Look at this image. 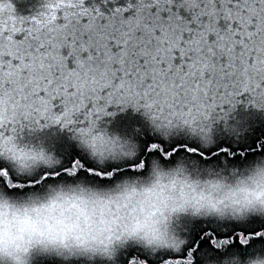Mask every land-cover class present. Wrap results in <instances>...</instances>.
Segmentation results:
<instances>
[{
    "label": "snow or ice",
    "instance_id": "1",
    "mask_svg": "<svg viewBox=\"0 0 264 264\" xmlns=\"http://www.w3.org/2000/svg\"><path fill=\"white\" fill-rule=\"evenodd\" d=\"M255 113L264 0H40L23 16L0 0V202L100 203L111 221L82 240L95 221L77 215L27 264H264ZM129 190L161 194L152 235L128 230L144 211Z\"/></svg>",
    "mask_w": 264,
    "mask_h": 264
},
{
    "label": "clouds",
    "instance_id": "2",
    "mask_svg": "<svg viewBox=\"0 0 264 264\" xmlns=\"http://www.w3.org/2000/svg\"><path fill=\"white\" fill-rule=\"evenodd\" d=\"M121 200L138 201L144 209L138 220L129 225L128 230L134 235H152L157 228L152 208L155 207L157 212L163 210L161 194L156 191L129 190L123 193ZM77 215H80L81 226L84 215L91 216L95 221L87 232L80 233L82 240L99 239L106 235L111 223L107 205L97 203L93 207L91 203H80L79 209H69L67 203L55 201L40 206L0 202V254L7 252L9 248H15L21 255L14 264H27L25 255L30 246L38 241L59 239L62 233L56 229L75 223ZM49 226L53 227L50 229Z\"/></svg>",
    "mask_w": 264,
    "mask_h": 264
},
{
    "label": "trees",
    "instance_id": "3",
    "mask_svg": "<svg viewBox=\"0 0 264 264\" xmlns=\"http://www.w3.org/2000/svg\"><path fill=\"white\" fill-rule=\"evenodd\" d=\"M12 2L15 5L17 13L22 16L31 15L40 7V0H12ZM254 121L258 126L257 131L264 127V124H262L264 117H261L259 113L254 114Z\"/></svg>",
    "mask_w": 264,
    "mask_h": 264
}]
</instances>
